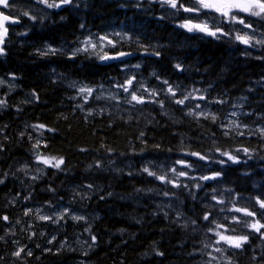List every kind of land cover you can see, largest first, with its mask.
<instances>
[{
    "label": "clouds",
    "instance_id": "9594fccd",
    "mask_svg": "<svg viewBox=\"0 0 264 264\" xmlns=\"http://www.w3.org/2000/svg\"><path fill=\"white\" fill-rule=\"evenodd\" d=\"M118 6L136 10L134 17L98 31L81 22L72 39L32 47L29 55L37 60L67 61L49 63L41 73L45 86L61 93L47 112L35 118L27 112L48 101L20 83L22 73L0 74V116L11 111L18 121L11 133V123L0 122V161L14 148L23 150L0 166V186L11 181L18 188L0 197V209L12 212L0 210V264H45V253L72 257L70 264H152L166 257L163 233L176 229L184 258L177 264H264V191H238L228 176L243 165L239 175L255 181L249 162L264 161V111L250 107L255 87L236 96L216 91L231 64L222 63L217 77L205 81L211 66L200 67L199 46L193 47L210 41L237 59L264 61V0L228 14L205 8L202 0H122ZM154 6L155 25L171 32L164 41L146 42L137 25H151ZM64 7L78 5L0 0V17L11 25L0 33V61L7 63L10 44L28 45L34 28H55L53 13ZM189 53L193 62L185 63ZM164 59L172 75L162 71ZM17 92L22 95L11 99ZM165 129L173 139L157 135ZM94 200L113 205L100 210ZM118 203L131 210L122 212ZM105 211L136 229L99 233ZM160 217L166 228L139 247L146 225ZM101 248L115 255L101 257Z\"/></svg>",
    "mask_w": 264,
    "mask_h": 264
},
{
    "label": "trees",
    "instance_id": "16d2710c",
    "mask_svg": "<svg viewBox=\"0 0 264 264\" xmlns=\"http://www.w3.org/2000/svg\"><path fill=\"white\" fill-rule=\"evenodd\" d=\"M101 0L93 1V8H91L90 13L88 14L87 20L91 25L89 26L92 30L98 31L102 30V26L105 23H115L116 25H120L127 19H131L134 16L132 13H127L126 11H121V8L118 6V1L108 0V4L101 3ZM95 13V14H94ZM91 15V16H90ZM139 16V15H138ZM85 17V16H84ZM149 19V17H147ZM141 17L139 16V20ZM138 20V19H137ZM153 20V19H149ZM140 28L141 32L147 34V38H151L153 40L159 38L161 41H164L170 35L171 30L165 29L161 31L153 22L150 26L147 25H137ZM78 23L75 20H68V23L57 25L55 28H47V30H41V28H34L32 33L29 36V44L26 45L23 49L19 48L18 45L10 44L9 55L7 58V63L0 61V74L6 72H16L22 73L23 79L20 83L23 84L25 88H36L38 92L41 93L42 98L48 103L46 105H38L35 109H28L27 112L32 113V118H35L36 115H40L41 113H45L49 108L56 103H58V98L61 96V93L57 90H54L50 87H46L44 83V77L42 76V71L46 70L49 63L64 65L67 66V61L59 59V58H51L50 61H40L35 57L29 55L32 47L40 45L44 40H48L52 43L59 44L61 43V38L72 39L73 33L79 32ZM199 46V55L201 57L200 67H208L211 66V72L208 75L203 76V79L207 81L210 78L215 79L219 72V66L222 63H230L231 71L228 77L224 80H221L216 85V91L224 93L226 92L229 96L238 95L243 89L248 86L255 87V93H249V96L252 100V104L250 107L254 108L256 112L264 111V84H257L256 82L260 80L264 74V61L261 60H244L242 58H235V54H228L222 48L217 47L216 44L212 42H200L197 41L193 44V47ZM194 59V54L189 53L185 58V63H192ZM162 71L172 75L171 66L168 63L167 59H164L160 64ZM147 71V69L145 70ZM176 79L175 76L172 77ZM199 79L200 77L197 76ZM22 95V93L17 92L11 99L15 100L16 96ZM257 98L260 100L258 102ZM257 100V101H256ZM9 121L11 123V127L9 128V133H11L12 128L16 126L18 123L14 112H8L3 116H0V122ZM86 135V133H84ZM97 134L100 136L111 135L114 136V133H107L104 129H97ZM157 135H167L170 139H173L170 136V132L165 129L161 132L157 133ZM253 143H255V139L253 138ZM6 146V151H7ZM23 150L21 148H14L9 152V160L8 161H0V166H7V163L10 162L12 156H22ZM253 172L255 173V181H250L249 179L243 178L239 175L240 168L244 167L241 165L240 167H233L229 169L228 176L235 183L237 190L242 191L246 194L253 193V189L258 188L260 191H264V175L261 174V169H264V161L258 162H249ZM118 189L121 191L126 190L124 185H119ZM18 191V188L11 182H6L5 185L0 186V197H2L5 193L12 192L13 194ZM41 198L43 195H41ZM3 201H0L2 203ZM93 204L96 205L100 210H106L107 206L113 205V201L109 200L107 205L104 201H93ZM117 207L120 208L122 212L130 211L126 205L117 204ZM5 211L6 214L11 215L12 212L7 210L0 209ZM143 211V209H140ZM114 226H126L130 227L132 230H135L137 226L128 225L124 220H118L113 217H109L105 211V220L97 225V231L101 234H104L107 228ZM174 227V226H173ZM166 228V222L162 217L158 218L156 221H151L146 225L145 232L147 235L142 234L137 239V245L139 247H143L146 242L150 239L157 238L161 235V229ZM2 232V229H0ZM165 239L162 242V248L166 251L165 258H153L152 264H169V262H173V264H177V262L183 261V257L178 256L180 252V248L177 245V242L180 240V232L179 229L175 231L163 233ZM257 241L253 239L252 243L255 244ZM31 246V245H30ZM190 247L189 244H185L184 248L188 249ZM128 252V249L125 248L120 255H124ZM36 254H39V250H37ZM105 254H112L111 249L101 248L99 250V256H103ZM97 258V257H94ZM72 257H65L64 259H58L55 256H49V254L45 253L44 260L45 264H70ZM100 264H103V261H100Z\"/></svg>",
    "mask_w": 264,
    "mask_h": 264
},
{
    "label": "flooded vegetation",
    "instance_id": "af4514ba",
    "mask_svg": "<svg viewBox=\"0 0 264 264\" xmlns=\"http://www.w3.org/2000/svg\"><path fill=\"white\" fill-rule=\"evenodd\" d=\"M93 1H96V0H74V3L76 5H78V7H64L61 10H59L58 12L53 13V17L56 20L57 25L64 24V23L59 22V16H67L68 20L69 19L75 20L78 23V26L81 22H85L86 24H88V26H90L91 23H89V21L87 20V17H88V14H91L89 12L91 11V8L93 6V3H92ZM101 3L108 4V0H101ZM121 11H125V10L121 9ZM135 11L136 10H134V9H129L126 12L132 13V15H133L135 13ZM158 14H159V9H158V7L154 6L153 13H151L152 18H153V16H158ZM137 16L138 15L135 16V19L139 20V18ZM25 22H27V21H25ZM45 27H47V26H45Z\"/></svg>",
    "mask_w": 264,
    "mask_h": 264
},
{
    "label": "snow or ice",
    "instance_id": "6c2138e0",
    "mask_svg": "<svg viewBox=\"0 0 264 264\" xmlns=\"http://www.w3.org/2000/svg\"><path fill=\"white\" fill-rule=\"evenodd\" d=\"M205 8L215 9L217 12L228 14L233 8H244L247 10L248 7L252 6L253 0H202ZM8 16L0 17V33H6L8 28L11 26L8 21ZM239 211V210H237ZM256 227V225H253ZM221 236V239H224Z\"/></svg>",
    "mask_w": 264,
    "mask_h": 264
},
{
    "label": "bare ground",
    "instance_id": "6f19581e",
    "mask_svg": "<svg viewBox=\"0 0 264 264\" xmlns=\"http://www.w3.org/2000/svg\"><path fill=\"white\" fill-rule=\"evenodd\" d=\"M101 2V1H100ZM93 8V7H92ZM86 11V10H85ZM131 11V10H130ZM90 13V12H89ZM95 14V13H94ZM134 15V14H133ZM91 16V15H90ZM137 18V17H136ZM88 25V24H87ZM147 42V41H146ZM262 76H264V74L262 75Z\"/></svg>",
    "mask_w": 264,
    "mask_h": 264
},
{
    "label": "rangeland",
    "instance_id": "374dc122",
    "mask_svg": "<svg viewBox=\"0 0 264 264\" xmlns=\"http://www.w3.org/2000/svg\"><path fill=\"white\" fill-rule=\"evenodd\" d=\"M257 100H258V102H260V100H259L258 98H257ZM257 100H256V101H257Z\"/></svg>",
    "mask_w": 264,
    "mask_h": 264
},
{
    "label": "water",
    "instance_id": "95a60500",
    "mask_svg": "<svg viewBox=\"0 0 264 264\" xmlns=\"http://www.w3.org/2000/svg\"><path fill=\"white\" fill-rule=\"evenodd\" d=\"M6 24H7V22H6Z\"/></svg>",
    "mask_w": 264,
    "mask_h": 264
}]
</instances>
